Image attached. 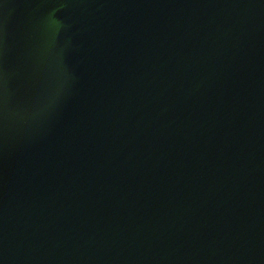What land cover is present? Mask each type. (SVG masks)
<instances>
[{"label": "water", "instance_id": "obj_1", "mask_svg": "<svg viewBox=\"0 0 264 264\" xmlns=\"http://www.w3.org/2000/svg\"><path fill=\"white\" fill-rule=\"evenodd\" d=\"M0 264H264V0H0Z\"/></svg>", "mask_w": 264, "mask_h": 264}]
</instances>
